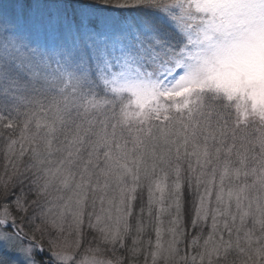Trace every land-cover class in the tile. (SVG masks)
I'll use <instances>...</instances> for the list:
<instances>
[{"label": "snow or ice", "instance_id": "obj_1", "mask_svg": "<svg viewBox=\"0 0 264 264\" xmlns=\"http://www.w3.org/2000/svg\"><path fill=\"white\" fill-rule=\"evenodd\" d=\"M0 264H264V0H0Z\"/></svg>", "mask_w": 264, "mask_h": 264}, {"label": "trees", "instance_id": "obj_2", "mask_svg": "<svg viewBox=\"0 0 264 264\" xmlns=\"http://www.w3.org/2000/svg\"><path fill=\"white\" fill-rule=\"evenodd\" d=\"M0 162L2 163L3 161H2V157H0Z\"/></svg>", "mask_w": 264, "mask_h": 264}, {"label": "rangeland", "instance_id": "obj_3", "mask_svg": "<svg viewBox=\"0 0 264 264\" xmlns=\"http://www.w3.org/2000/svg\"><path fill=\"white\" fill-rule=\"evenodd\" d=\"M0 165H2V163L0 162Z\"/></svg>", "mask_w": 264, "mask_h": 264}]
</instances>
